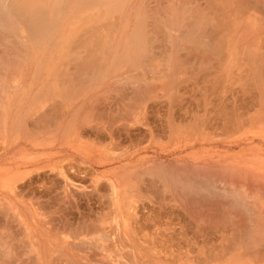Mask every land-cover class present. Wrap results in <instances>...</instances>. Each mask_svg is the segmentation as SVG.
<instances>
[{
  "label": "bare ground",
  "instance_id": "6f19581e",
  "mask_svg": "<svg viewBox=\"0 0 264 264\" xmlns=\"http://www.w3.org/2000/svg\"><path fill=\"white\" fill-rule=\"evenodd\" d=\"M155 1L161 5L149 9L144 5L142 11L137 10V13L133 16L135 17L134 19L128 18L129 20H126L128 22L126 24L127 27L132 22L134 27L129 34L125 32L127 38L123 35L124 33H120V42L122 38L127 39L126 44L124 43L126 46H120L115 50L113 45L117 34V32H114L115 28H117L116 24L121 22L125 8H130L128 5L126 7L125 0H69L66 2L64 0H0V89L3 91L5 85L8 86L7 91H0V133L2 129L5 132L9 130V134L14 136L13 140L10 141L4 138L6 133L0 135V144L2 145L1 140L4 139L2 146L6 154L11 152L10 150H14L16 145H18L17 140L23 139L25 141H23V144L34 142L33 145H38L41 136L46 139L48 138L47 136L50 138H52L51 136H57L56 138H58L62 128H65V130L61 133V137L66 136L68 131L73 132V128L77 132L89 128L88 130H91V133L95 132L98 135L97 137L100 136L97 133L103 131L108 136L110 143L107 138V143L105 142V144L104 140L101 141L96 138V141L99 140L104 144L102 147L101 142L98 141L100 146L94 142L96 135L93 136L91 134L92 138L88 135L87 137H84V135L75 136L74 140L77 143L81 140L86 145L94 148L97 153L100 151L104 152L106 156L122 158L129 155L128 152L131 148L136 149V146L144 143L146 139L148 142H153L159 140L164 134H169L171 138L174 135H180L188 137V139L193 137L202 139L210 136V133L214 131L218 133L220 130H222L221 133L228 132L227 136L229 133L235 134L242 127L249 125L250 120L257 115V112L253 109L251 111L250 107L244 104L241 97L244 94L246 97L247 94L248 98L251 96L252 90H255L252 93L256 94L259 87L264 88V77L261 75V73L264 75V0H202L205 3L203 7L199 6V4L191 5L189 2L174 4L172 0H165V3L164 0ZM177 10H180L179 13L181 14H178ZM176 13L179 16L181 15V18L176 16L175 20ZM129 14L132 16L131 9H129ZM63 16L68 18L70 23H73L74 30L78 31L77 33L73 34L71 29L67 31L65 27L63 29L64 24L60 22V18ZM177 19H179V22H177ZM158 39L163 42V44L161 43L164 45L163 49L161 48L162 50H160L162 45H159L160 41ZM165 41L168 42L169 48L173 47L171 49L167 48ZM156 47L159 49L157 50ZM183 47H186V51L184 50L186 53L182 54ZM154 48L157 51L160 50V54ZM50 49L57 53L58 59L50 67L51 70L48 71V68L44 65L43 57L45 51ZM30 51L43 55L36 63L37 67L34 73L37 82L33 83H37L39 88L32 101H29L20 111L17 108L14 115L10 117L8 111L4 112L6 109L1 103L6 95L10 93L16 94L19 82L23 83L28 77L27 64L30 61ZM112 55L114 59L109 68L108 61L112 58ZM175 57H178L179 61L175 69L181 70L183 77H180L181 73L179 75L175 74V66H173ZM212 57L216 58L218 63L214 64ZM212 67H215L213 68L214 71L210 69ZM209 70H211L210 73ZM133 71L137 72L134 73ZM184 73L186 74L185 76ZM200 75L201 80L198 78ZM34 76L33 79L35 78ZM114 81L115 84L112 85ZM189 81L194 86L198 85L199 82L203 84L202 86L199 83L200 89L193 86V90L196 88L197 92L199 89L206 94H212V92H209V88L214 84L209 87L208 84L213 81L215 83L224 81L230 84L229 86L225 84L228 88L232 87L231 84L234 87L239 85V89L242 90V93L244 91V94L241 96L240 91L238 93L240 95H238L234 92L236 89H233L234 96L237 94L236 98L241 96L238 102L220 99L218 95V97L216 96L217 100L215 99L216 102L212 98H209L211 101L205 100L204 102L203 99L201 106H199L200 102H197V99L196 101L193 99L195 105L200 108L196 107L197 111L193 112V100L188 99V97V101L185 100V95L179 90L182 85L178 84V82H181L180 84L183 82L185 85L187 83L190 84ZM223 85L218 84V87ZM103 86L111 89L116 94L118 92L120 95L115 96L121 97L119 99L115 98L116 100L114 99L112 103L106 99L107 101L105 100L102 106L97 109L96 103L100 100L101 95L99 96L96 91L99 89H101V92L104 91ZM218 87H216L217 89L214 88L217 92L221 89H218ZM225 90L232 92L230 89L225 88ZM225 90L224 92H226ZM222 91L223 89L220 92ZM93 94L94 97L92 96ZM159 99L166 100L168 106L159 105L160 103L155 101ZM160 109L165 110V112L162 111V113ZM25 111L27 112L23 114ZM151 115H154L156 120L158 117H164L162 120L163 122L166 121V123L161 122L165 125V128L161 125L160 119L158 121L161 124H158L159 122L157 121V123L156 120L155 123L151 122L150 124L151 119L149 116ZM5 117L8 122L5 121ZM52 124L54 126L50 127ZM160 126L163 127L161 128L162 130H166L163 131L164 134L161 135L160 133L159 135L158 133L156 135L155 132L157 130H155V127L160 129ZM140 128H144L145 132H141ZM43 133L45 134L42 135ZM88 133L86 132V134ZM123 134L125 137L127 136L128 140L127 138L125 139L127 142L123 139L124 136L121 139ZM224 135L226 134L224 133ZM120 140H123L124 143ZM111 146L114 147L112 148ZM39 148H41L40 145ZM176 166L177 164H175V167L171 165V169H173V172L177 169L176 172L181 175L182 169L184 172L183 166L181 167L180 165V168H182H179L181 172ZM157 169L150 167L145 174L139 177L144 181L148 179V182H144L142 186H138V182L134 184L130 180H124L121 184V189L117 191L118 189L115 190L116 185L107 183L106 187L109 188V191L106 190V187V191L103 190V187L102 191L107 195L105 198L110 197L111 203L109 200L110 207L108 209L110 210L111 207L112 209L110 211L107 209V211L110 213L113 211L114 215L110 216V218L99 213L100 217H94L96 220L91 218L89 221L77 224L76 228L70 224L68 226L67 223L69 222L65 223L67 226L63 227L64 229L62 228L61 230L59 228L61 232L58 228L54 230V232L56 230L59 231L62 237L59 238L60 243L57 242L47 246L43 241L41 243V239L32 241L35 236L26 231L25 235H23L25 246L22 243L21 250H19L17 247H20L21 244L15 243L18 244L16 246L13 242H10L12 239L18 240L16 239L18 235H15V239L11 235L9 243H6L7 240L3 239L5 236L1 235L0 242L3 239V241L6 240V244L1 243L0 248L3 251L8 249V252H6L9 263L7 264H144L146 262L144 261L145 258L153 259L152 261L166 260L172 264L178 262L180 264H245V262L251 264L250 262L255 260V258H252L254 256H249L250 254L247 256L248 258L251 257L249 259L252 260L247 259L248 261L242 255L246 254L245 252L249 251V249L254 251V249L260 248L262 250L264 237L262 235V238L257 240L253 231L249 233L244 231V228H248L250 225L246 223L250 217L246 215V222L241 220L245 219V217L238 219L239 214L242 212L240 208L241 212L235 215V212L229 213V211H232L229 209L230 204H224L223 200L222 202L213 200L220 193L216 186L221 183H217L218 185L213 184L218 192L214 190L215 188H213L214 191H211V187H209L207 182H201V179H198L201 181L196 180L197 182H194L193 180L196 178H194V175H192L193 179L191 175L182 172L184 178L187 175L188 178L193 180L183 181L184 178L182 179V176L180 178L175 176L176 179L174 180L173 173L172 175L169 173L164 175L166 171L164 168L163 170ZM202 172L201 170L200 173ZM198 173H195V176H201L202 178L208 176L206 174L207 171L204 172V175L202 173L204 177L202 175L199 176ZM242 181H244L241 182L242 185L247 184V178ZM252 181L251 184H253ZM73 184L71 183L70 187L66 181L61 185L58 190L60 199H68L71 196L74 197L75 193L77 194V189L74 190L76 186L74 187L75 184ZM77 187L79 188L78 185ZM241 189L245 188L241 187ZM133 191L145 194L147 199L152 201L153 206L159 211L166 207L174 208L175 210L178 208L183 214H186L188 210L195 211L196 222H200L199 227L194 229L196 232L200 230L197 232L198 234L204 231L199 228H203L200 225H204L205 221H208L211 217V219H218L222 223L224 231L221 230L225 233L229 231L226 235L222 232L224 237H219L218 244L215 246L210 245V240L209 245L214 248L218 246L219 248L217 249H220V251L206 252L209 257L205 258L204 248H209V245H203L202 242L201 244H196L195 240L186 239V235L182 236L186 232H182L183 234L181 233L179 237L184 238L187 248H198L196 253L200 254L201 259L199 256L192 258L189 253H184L183 255L181 250V252H178L179 250H171L177 242L175 243L174 240L176 239H174L172 233L170 237L167 234L174 231L173 226L175 224L160 226L159 221H156L153 216V213H160L155 208H153L152 212H140L139 202L142 201L140 197H136L131 204L134 207L135 215H140L142 220H135L136 230L134 228V234L128 236L126 229L128 226L130 227L128 216L134 214L129 212L130 204L126 202L129 201L127 193ZM227 191L229 193L232 190ZM79 193L84 194L80 190ZM15 194L14 196L17 197ZM251 195L253 194L251 193ZM101 198L103 197L101 196ZM210 198L212 199L210 200ZM233 198L235 199V197ZM39 200L41 199H36V204L33 202L34 200L31 202L37 206L36 210H43V206H41V209L39 207L43 203L40 202V205H38ZM178 200L181 201V204L175 203ZM209 200L214 202L209 203ZM175 204H178L177 208L173 206ZM126 206L127 208H124ZM199 208L200 210H198ZM7 209L1 207L0 211ZM143 209L145 210V208ZM54 211L56 212V210ZM243 212L245 216L248 211L246 213L245 211ZM46 213V211H42L43 219H45L44 224L49 218L46 224L48 225L54 217L51 216L52 213ZM248 213L251 216L252 213ZM108 218L111 220L114 218V226H110L112 221L110 219L109 221ZM197 218H200V220ZM258 223L260 224L259 221ZM187 224H190V222ZM189 226L187 225V227ZM206 226L204 227L205 229ZM212 227L214 233L215 226ZM190 228L188 229L190 230ZM249 228L251 227L249 226ZM261 230L262 232L264 231L263 229ZM217 233H215V236ZM124 236L127 237V240H125ZM207 236L209 235L207 234ZM179 237L178 241H182ZM204 237L206 239V236ZM170 238L174 240L171 241ZM169 241L174 245H170ZM205 241L203 242L206 243L207 241ZM33 242H36L37 247H41L40 250L36 251L34 246L31 247ZM169 245L172 247L170 248ZM180 245L178 247L181 248L182 246ZM70 250L72 254L68 255ZM261 250L259 251L262 252L263 250ZM203 253H205L204 256ZM260 255L262 254L260 253ZM2 257L0 256V258ZM1 260L3 261V259ZM263 260L261 259V261ZM261 261L257 263L261 264L264 262ZM147 262L149 263L150 261ZM254 262L252 261V264Z\"/></svg>",
  "mask_w": 264,
  "mask_h": 264
},
{
  "label": "rangeland",
  "instance_id": "374dc122",
  "mask_svg": "<svg viewBox=\"0 0 264 264\" xmlns=\"http://www.w3.org/2000/svg\"><path fill=\"white\" fill-rule=\"evenodd\" d=\"M64 1L66 2V1H69V0H64ZM125 1H126V7L128 5L130 8H128V9L125 8V12L122 14L123 16L121 17V22L116 24V27L117 28H115V31L114 32H117V34H116V40L114 41V45H113V47H114L115 50H117V48L120 47V46H122V47L123 46L124 47L126 46L125 44L127 42V39H126L127 37L125 35L129 34V32H131L132 28L134 27V23L133 22L132 23L129 22L130 23L129 27L126 26V24L128 23V22H126V20L128 18L134 19L135 17H133V16H135V14L137 13V10H141L142 11L144 5L147 6L148 9L151 8V7L154 8L155 6H160L161 5L159 2H157L155 0H125ZM166 1H169V0H166ZM166 1L164 0V3ZM172 1H173L174 4H177L179 2H181V3H184V2L188 3L189 2V4H191V5L199 4V6H201V7H203L205 5V3L202 0H172ZM129 9H131V15L132 16H130V14H129ZM215 9H217V8L215 7ZM179 11L180 10H177V13L178 14H181V13H179ZM177 13L175 14L174 19L176 18V16H178L179 18H181L180 17L181 15L179 16ZM127 16H129V17H127ZM60 20H61L60 22L64 24L63 29H64V27H65V29L67 31H69L71 29L72 32H73V34H75V33L78 32V31H75L74 30L73 23H70L68 21V18H65L63 16V17L60 18ZM177 20H178L177 22H179V19H177ZM16 26H18V25L16 24ZM120 28H122L121 29L122 31L120 30ZM120 33H124L123 35L126 37V38H122L121 42H120V39L121 38L119 37L121 35ZM160 38H162V37H160ZM158 41H160V39H158ZM156 43L158 44V42H156ZM161 43L163 44V42L160 41V44L159 45H162ZM164 43H166L167 44L166 45L167 48H169L168 42L165 41ZM157 44H155V45H157ZM155 45H154V47H155ZM163 46L164 45H162L161 47L159 46L160 47V50L163 49ZM183 46H185V45H183ZM171 47H173V46H171ZM171 47L169 49H171ZM156 48H154V49L156 50ZM185 48L182 49L183 50L181 52L182 54L183 53H186L185 52L186 51ZM158 49L159 48H157V50ZM169 49H167V50H169ZM159 51H157V52L159 53ZM42 56H43L42 54H37L35 51H30V61L27 64L28 72H29L28 77L23 81V83L22 82H19V85H18V89H17L16 94L14 93V95H13L12 93H10V94L6 95L5 98L2 97L3 98V102L1 103V105L6 109L4 112L8 111L10 113V117H12L14 115V112H16L17 108H18L19 111L21 109H23L25 107V105H27V103L29 101H32V99L34 98L35 94L37 93L39 87H38L37 83H33V82L36 81V77L34 76V73H35V68L37 67V64L36 63L38 62V60L40 58H42ZM43 59L45 61L44 62L45 67L48 68V71H50L51 70L50 67L56 62V60L58 59V56H57V53L56 52H54L52 49H50V50L45 51ZM113 59H114V56L112 55V58L108 61V67L109 68L112 65ZM212 60L214 61L213 62L214 64L215 63H218V60L216 58L212 57ZM173 63H174L173 66H175L174 67L175 74H178L179 75L181 73L180 74V77H183L182 71L175 69L176 68V65L179 63L178 57H175V60H174ZM213 68H215V67H212L210 69L212 70ZM211 70H209V73L211 72ZM212 71H214V69ZM46 72H47V70H46ZM133 72L135 73L137 71H133ZM96 74L98 76V72ZM178 75H176V76H178ZM185 75L186 74L184 73V76ZM261 75L264 77L263 73H261ZM33 76L35 77L34 79H33ZM125 77H126V75H125ZM198 78L201 80V75ZM190 82L191 81H189V83ZM223 82H220V83L217 82V83H215L213 81L212 83L208 84V87L211 84H214V85H211V87L209 88L210 89L209 92H212V94L211 93H207L206 94L203 90H199L200 89V87H199L200 86L199 85L200 82L198 83V85L196 84L195 86L191 84L192 82L190 84L187 83L186 85L183 82H182V84H180L181 82H178L179 85H182V86H180V89L179 90H180V92L182 94L185 95V97H186L185 100L188 101V99H190V100H193L194 99L196 101V99H197V102H200V105L199 106L202 105L201 102H202L203 99H204L203 100V102H204L205 100L206 101H209L212 98L213 101L216 102L215 99L217 100V97L219 95L220 97H218V98H220V99L222 98L223 100H227L228 99L227 101H229V102H232V101L238 102L242 98V101L244 102V104L247 105L248 107H250L251 111H252V109L253 110L256 109V112H257V117H256V121H257L256 133H255V131H253V133L252 132L250 133L249 132L250 130L248 129L249 125H247L246 127H242L239 130L240 132L238 131V133H235V134L229 133L228 136H227L228 132L226 133V132L223 131L226 134V135H224V133H221L222 130H220L218 133H216L217 131L216 132L214 131V132L210 133V136H208V137H205V138H202V139H200L198 137H193L192 140H190V142H193V145H201V146H203V155L207 156L208 159H209L208 165H204V166L194 165L193 168H188L187 167L188 169H186V166L185 165H187V164H185V165L184 164H181L180 163V160L176 159L175 156L164 157L163 155H161L162 151H161V149L159 147H162V148L165 147L167 145V143L170 142L171 136H169V134H164L163 133V131H165L166 129L165 130H162L161 129V128H163L165 126L164 124L166 123V121L163 122V120H162L164 117L163 116H162L163 118L158 117V119L156 120V118H154V115H151L154 119L151 116H149V118L151 119L150 124H151V122L152 123L153 122L155 123V120L157 122L159 119H160V122L162 121L164 123L163 124L161 122L162 123L161 124L158 121L159 123L158 122L157 123L158 124H161L163 127L160 126V129H159V127L158 128L155 127V130L159 131L158 132L159 134L160 133H161V135L164 134V135H162L159 138V140H156V141H153V142H148L147 139H146L144 141V143L136 146L137 147L136 149H132V148L130 150L128 149L129 150V152H128L129 155L128 156H124L125 158L124 157L121 158V157H116V156H110V155H108V153L105 152L108 155V156H106L104 154V152H100L99 151L97 153V162H98V164H104L105 165L106 164L105 163L106 162V158H107L109 164L111 162H113L116 165V164H118V162L123 161V167L125 168V176L126 177H124V178L118 177L116 179L117 183L119 184V190L121 189V184H122V182L124 180H130L134 184H136L138 182L137 185L138 186H142L144 182H148V179H146L147 181H144L143 179H141L139 177H141L142 174H145L147 172V169L148 168L154 167L156 169L157 168L160 169L161 166H163V167L160 170H163V168L166 170L164 172V175L166 173H169V174L172 175V173H173L174 174V177L175 176H179L178 178H180V176H182V172H183V169L180 168V165H181V167L183 166V168H184V172L183 173L186 172L187 175H191V176L194 175V178L196 177L194 179L193 176H192V178L194 179L193 180L192 178H188V176L185 174L186 175V177H185L186 179L182 176V179L184 178L183 181L184 180L185 181L186 180H191V181L193 180L194 182H197V181H201L202 180L201 182H207L209 184V187H211L210 188L211 191L216 190V188L213 186L214 183L215 184L221 183L219 185L217 184L218 186H216L218 188V190H219L220 193L219 194L217 193L218 190H216L217 192L215 191L220 196H218V195L215 194L217 198L216 199H213V200L214 201H220V202H222V200H223L224 204H230V207L231 208L229 207V209L232 210V211H229L227 209L228 207L226 209L229 211V213L230 212L231 213L235 212L234 213L235 215H238L241 211L242 212L245 211V213H246V211L251 212L252 213L251 216L249 215L248 212H247V214H245V216L243 214L244 212L243 213L241 212L239 214L240 216H239L238 219H241L242 217H245V219L243 218L241 220H243V221L246 222L247 221L246 215L248 217H250V219L252 220V222H251L250 219H248V222H246V223L250 224L249 226L251 228H249V226H248V228H244V231L246 233H249V232H252L253 231L254 234H255V236L257 237V240H260L262 238V235L264 237V233H263L264 231L262 232V230H261V229L264 230V188H263V186H264V88L262 89L260 87L259 88L257 87L258 89L256 88L257 89L256 94H253L255 92V90H252V92H253V93L251 92V96L252 97L250 95H248V96H250V97H248L249 98L248 99L247 98V94H246V97H245L244 96L245 95L244 94V91L242 93V90L239 89L240 88V87H238L239 85H237L236 87H234L233 84H231L232 87L230 86L231 88L230 87L228 88V86L230 84L227 83V82H224V83ZM114 84H115V81L112 83V85H114ZM200 84H202V83H200ZM218 84H220V85H223V84L225 85L226 84L228 86H226V85L224 86L223 85L221 87L220 86L218 87ZM190 85H192V86H190ZM193 86L196 87V88L199 87L198 92H197V89L196 88H195L196 91L193 90L194 89ZM202 86H203V84H202ZM216 87H218V89H220V88L223 89V91L220 92L221 89H220V91L218 90V92H217V90L215 91L214 88L217 89ZM224 87L226 89L232 90V92L229 91V90L226 91ZM7 88H8V86L5 85V88L3 89V91L1 89H0V91H2V92H4V90L7 91L6 90ZM106 88L107 87L105 86L104 89H103L104 91H102V92H101V89H99V90L97 89L98 91H96V92L99 93V96L101 95L100 100L98 101V103H96V108L97 109L100 108V106H102V104L104 103V101L106 99L109 102L111 101L110 103H112V102H114V99L115 98L116 99H119V97H121V96L116 97L117 95H120L118 92L116 94L115 92H112L111 89H108V88L106 89ZM211 88L214 91V93L211 90ZM202 89H203V87H202ZM233 89H236V90L234 91ZM224 90L226 92H224ZM106 91H107V93H105ZM233 91L236 92L237 94L240 93V91H241V93H240L241 96H242V94H244V95L242 97L241 96H238V98H236L235 96H237V94L235 93L236 95L234 96ZM240 94H238V95H240ZM253 95L255 96V98H254ZM92 96L94 97V94ZM187 97H188V99H187ZM245 99H247V100H245ZM190 100H189V102H190ZM194 100H193V106H192L193 107V112L197 111V108L196 107L199 108L198 105H195V101ZM198 100H200V101H198ZM155 101L158 102V103H160L159 105H161V106H163V105L168 106V102H166V100H164V99H159V100H155ZM162 111L163 110H161V112ZM26 112L27 111L23 112V114H25ZM163 112H165V110ZM4 119H5L6 122H8L6 117ZM53 126H54V124H52L50 127H53ZM64 130H65V128H62V130H61L60 133H62ZM72 130L75 131V133H76L75 136H83L84 135V137L85 136L87 137V135H88L89 137H91L92 135L93 136L96 135L95 132L91 133L92 135L89 134L88 133L89 130L87 128H86V130L83 129L80 132H77L75 128H73ZM74 131L73 132L68 131L66 133H68V134L71 133V134L74 135ZM140 131L143 132V133L145 132L144 128H140ZM157 131L155 132L156 135H158L157 134ZM206 131H205V133H206ZM86 132L88 134H86ZM4 133H6L5 136H4L5 139H8L10 141L13 140L14 136H11L9 134V130H6V132H5L2 129V132L0 133V135L1 134H4ZM44 134L45 133H43L42 135H44ZM97 134H100V136L97 137L98 135H96L95 138H97V139L99 138V140H101V141L104 140L103 141L104 144H105V142L107 143V140H109V139H108V136H106L105 132L103 133V131L102 132L100 131V133H97ZM101 135H103V136H101ZM55 136H56V134H55ZM123 136H124V138H123ZM51 137L54 138V139H57L56 138L57 136L56 137L51 136ZM172 137L174 139V136H172ZM106 138H107V140H106ZM122 138L125 140L127 138V136L125 137V135L123 134L121 136V139ZM3 140L4 139L1 140L2 141V145L4 143ZM127 140H128V138H127ZM127 140H125V142H127ZM98 141H96V144H99V142H101V141H99V142ZM120 141L122 142L123 140H120ZM31 143L32 142H30L29 144L28 143L27 144H24L26 147L29 146L27 148L28 150L22 148L21 149L22 152H20V149H14V152H12L13 150H10L11 152H9L7 154H6V151H4L3 146L0 144V172H1L2 176H3V173L6 172L10 168V166L11 167H15L16 165H19V164H21L23 166L25 162H33V161H38L39 160V153L37 152V150L39 149V144L38 145H36V144L33 145L34 142L32 144ZM109 143H110V140H109ZM123 143H124V141H123ZM100 144H102L101 147L104 145L102 142ZM100 144H99V146H100ZM154 147H156V148H154ZM16 151L19 154L16 155ZM143 151H145V153L142 155L141 153ZM15 155L17 156V159H14L15 158ZM69 155H70L71 158H69L68 154H66V157H65L66 161L74 160L76 162L81 163V168H82L81 169V177H82V180H86V179L83 178V176L86 177L88 175V173L84 170V169H86L88 167V164L85 163V161H84L85 158H83V157H86L87 155L84 154V153H82V152L80 153V155H78V156H80V158H72L73 154H69ZM10 156H12L13 159H10ZM199 156H200V152H199ZM74 157H77V154H75ZM175 161H179V162H175ZM170 162H175V163H170ZM175 164H177L176 168L182 169V172L179 169L180 170L179 172H181V175L178 172H176L177 169L176 170L174 169L175 172H173V169H171L172 168L171 165L175 167ZM185 169H186V171H185ZM201 170L203 171L202 172L203 175L205 174L204 172L207 171L206 174L208 176H206V178H202L200 176V175H202V173H200ZM187 171H189V172H187ZM158 172H160V171L158 170ZM195 173H198V175L200 177L195 176L196 175ZM97 174H99V173H97ZM100 175L101 174H99V176ZM166 175H168V174H166ZM251 175H252V177L253 176L254 177L252 178ZM60 176L63 179L62 180L63 183L61 185H63L67 181L68 182V185L70 186V184L72 183L71 182L72 180L68 177V175H66L64 172H62V173H60ZM169 177H171V176H169ZM245 177L247 178L246 183L248 185L247 184L246 185H242V183H241V182H244L242 180H245L246 179ZM50 178H53V177L50 176ZM250 178H251V180H253L252 181L253 184H251ZM166 179H168V178H166ZM169 179H171V178H169ZM173 179L175 180L176 177L173 178ZM198 179H201V180H198ZM97 181H96V185H98V186H95V187H92V188L91 187H88V186H81V189H80V186L78 188L77 185H74L73 184L74 187L76 186L74 188L73 185H72V187L74 188V190L77 189V194H79V190L82 193H84V194H80L79 199H76L73 202H67L65 204L66 206L64 205V208L65 207L66 208L63 209L61 207V209H60L61 212L60 213L59 212H55L54 213L53 217H54V222H55V225L56 226L63 225L65 223L69 222L68 224H70L71 226H73V227L76 228L77 224L82 223L84 221L91 220V219H88V218H90L89 215L91 216V214H94L95 212H98L103 207V203L99 200V197L97 196V193L99 192V188H101L100 182L98 181V184H97ZM139 182H140V184H139ZM155 182L156 183H159L158 181H155ZM261 183L263 185L262 187H261ZM108 184H110V183H108ZM25 186H26V180L24 178V179H22L20 185H18L17 188L14 190V193H16V195H17L18 198H23V195H21V194L25 191ZM223 186H225L226 188L225 187L223 188ZM105 187H103L104 188L103 190L104 191H106V190L109 191V188L106 187V190H105ZM241 187H244L245 189H241ZM96 188H97V190H96ZM213 188H215V189L213 190ZM227 190H229V191L232 190L233 192L230 191L228 193ZM108 191H107V193H109ZM221 191H223L224 193L221 192ZM5 192L6 191L1 186L0 187V205H1L0 206V209H1V207H3L4 209L5 208L6 209L9 208V209L4 210V211L3 210L0 211V232H1L0 233V236L1 235L2 236L4 235L5 237L3 239H6L7 240V241L5 240L6 243L7 242L9 243V241H10L9 239H10V236L11 235L14 236V239L18 235L17 236L18 238H16L18 240H13L12 239L13 241L11 240L10 242H13V244H15V243H19V245L21 244L20 247H17V249L19 248V250H21L22 243H24L23 246H25V238H24L23 235H25L26 231L29 234H31L32 236H35L34 238H32V241L33 240H36L37 241V240H40L41 238L40 237H37L36 233L33 231L32 226L30 224L28 225L26 223V217H25V213H24V204H25V202L22 201V200L21 201H11L10 202L8 193H5ZM231 192H232V194H231ZM103 193L105 194V192H103ZM251 193L254 196L251 195ZM77 194L75 193V195H77ZM62 195H64V194H62ZM229 195H230V197H229ZM127 196H129V201L126 202L127 204H128V202L130 204L129 212H132L134 214V215H131L130 214L128 216L129 221H130V227L128 226V228H126V229H127L128 236H130V234H134L133 231H134V228L136 226L135 225V223H136L135 220L136 219H138L139 221L142 220L140 215H135V210H134V207L131 204V202L136 197H140V199H142V201L139 202V206H140V212H142V213L143 212L144 213H146V212H152V210H153V208H155V206H153L152 201H150L149 199H147V196L145 194L143 195L141 193H135L133 191V192H128L127 193ZM175 196H176V194H175ZM132 197H133V199H131ZM180 197H183V196H180ZM233 197H235V199ZM213 198H214V196H213ZM211 199L212 198H210V200ZM239 199H240V201H239ZM210 200H209V203H211L213 201L212 200L210 202ZM56 203H57L56 200H54V201H51L50 200L48 202L43 201V204H45V205L47 204L48 205V208L49 209H52V210H57L55 208L56 207ZM175 203L181 204V201L178 200ZM15 204H17V206H15ZM231 204H235V205H232L231 206ZM28 205L29 204H27V206ZM175 205H173V206L177 208V205L176 206ZM236 205H237V207H236ZM29 206L27 207L28 210H30V207ZM234 207L237 208V209H235ZM124 208H127V206L124 207ZM143 208H145V210ZM239 208L241 209V211L239 210ZM173 209L174 208H170V207L168 208V207H166L165 209L159 211L158 209L155 208V210H157L161 214L160 213L159 214L158 213H153V216H154L155 220L156 221H159L158 223L160 224V226L163 227V225H165V224H168L169 225L171 223L172 224H175L174 225L175 228L173 226V230L174 231H171V232H169L167 234V236L170 237L171 236V233H172V236L174 237V239L177 240L176 241L173 238H170L171 241L174 240L175 243L177 242L176 243L177 246H176L174 244H171V242L169 241L170 242L169 244L170 245H174V247H175V248L174 247L171 248L172 246L169 245L170 248H171V250H173V249L176 250V251L179 250L178 252H181L182 251V254L183 255H184V253H189L190 255H192L191 256L192 258H194V256L196 257V256H199L200 255V254H197L196 253V252H198V248H187V246H186V244L184 242V238L179 237V236H181V233L182 232L183 233L184 232L187 233V234L184 233V235H182V236H185L186 235L188 237L187 238L185 236L186 239L195 240L196 241V244H201V242H202V244L203 245L206 244V246L209 245V243H210L209 241L210 240H211L210 245H214L215 246L219 242L218 239H220L221 237H224V234L223 233H225V232H223L224 230L222 228L223 226L221 225L222 223H220V221L218 219H216V218L211 219L212 217L209 218L208 221H205V224L204 225L203 224L200 225V226H203V228L200 227L199 229H201V230L203 229L204 231L203 232L201 231L200 234H198L197 232H199L200 230H197V232H196V230H194L197 227H199V223H200V222H196V215H195L196 212L193 211V210H188L186 214H183L182 211L179 210L178 208H177V210H175V209L173 210ZM226 209H225V211H226ZM243 209H245V210H243ZM198 210H200V208ZM28 219L30 221V218H28ZM197 219L200 220V218H197ZM111 221H112V226H114L113 225L115 223V222L113 223L114 218ZM258 221L260 222V224L258 223ZM189 222H190V224H187ZM261 222H262V224H261ZM51 223H52V221H51ZM251 223H252V226H251ZM194 224H198V225H194ZM185 225H186V227H185ZM187 225L188 226L190 225V226L187 227ZM206 225L207 226L209 225V227H210V225L215 226L214 227L215 228V232L213 233L214 229H212L213 228L212 226L209 228ZM205 226H206V229L204 228ZM53 227H54V223H53ZM63 227L65 228L66 226L64 225ZM188 228H190V230ZM38 230L39 229H37V231ZM135 230H136V228H135ZM171 230H172V227H171ZM185 230H187V231H185ZM228 231H226L225 235L228 233ZM215 233H217L216 236H215ZM220 233L223 234V235H221ZM207 234L209 236H207ZM219 234H220V236H219ZM213 235H214V237H213ZM217 235H218V238H217ZM19 236H20V238H19ZM21 236H23V237H21ZM47 236H48V234H47ZM177 236L180 239H182V241L181 240L178 241V237ZM204 236H206V239H205ZM3 239L0 242V244L1 243H5V241H3ZM213 239H215V240H213ZM205 240L208 242V244H207V242ZM203 241H205L206 243H204ZM41 243H42V240H41ZM262 243L264 244V239L262 240ZM164 244L167 245V243H165V242H164ZM15 245L18 246V244H15ZM179 245L182 246L181 247L182 249L180 247H178ZM210 245H209V248L207 247L208 249L207 248H204L205 253L206 252L210 253L211 251L213 253L214 250H217L218 252L220 251V249L219 250L217 249V248H219L218 246H217V248L216 247L214 248V247H210ZM32 246L35 247L36 251L37 250H40V248H41V247L39 248V247L36 246V242H33L31 244V247ZM261 248H262L263 251L260 248H257L256 250L254 249V251H253V249L252 250L249 249V251L245 252L246 254H243L242 256H243V258H245V260H247V259L248 260H252V259H249L251 257L248 258V256H247V255L250 254L249 256L252 255V256H254L252 258H255V260H252V261H255L254 264H259L260 261H261V259H264V249H263L264 246L261 247ZM74 249H72V250H74ZM165 249H164V251H166ZM7 250L4 249V251H3L0 248V256L1 257L2 256L4 257V258L3 257L0 258V262L1 263L3 262L2 264L9 263L8 257H7V252H8ZM67 250H68V248H67ZM130 250H128V251H130ZM259 250H261L262 252H260ZM217 251H214V252H217ZM243 251H245V250H243ZM21 253H22V251H21ZM205 253H203V256L205 255ZM208 253H206L207 256L206 255L204 256L205 258H208L209 257V254ZM254 253H255V255H254ZM260 253L262 255H260ZM70 254H72L71 253V250H70V252H69L68 255H70ZM203 256H202V258H203ZM199 258H200V256H199ZM199 258H197V259H199ZM256 258H257V260H256ZM1 259H3V261ZM137 259H139V258L137 257ZM152 260L153 259L145 258L144 261H146V262L147 261H150V262L149 263L148 262L147 263L145 262L144 264H172V263H170V261H166V260H154V261H152ZM195 260H196V258H195ZM139 261H140V259H139ZM252 261L250 262L251 264H252ZM263 261H261V262H263ZM181 262H183V261H181ZM257 262H259V263H257ZM173 264H175V263H173ZM176 264H180V263L178 262ZM184 264H186V263H184ZM245 264H249V262H245ZM261 264H264V262L261 263Z\"/></svg>",
  "mask_w": 264,
  "mask_h": 264
},
{
  "label": "crops",
  "instance_id": "0c3cea01",
  "mask_svg": "<svg viewBox=\"0 0 264 264\" xmlns=\"http://www.w3.org/2000/svg\"><path fill=\"white\" fill-rule=\"evenodd\" d=\"M254 111H256V109ZM256 117H257V115H255V117H252V119L250 120L249 127H248V129L250 130L249 131L250 133L251 132L253 133V131H255V133H256V126H257ZM85 130H86V128H85ZM89 133L91 134V130H89ZM75 134L76 133L74 131V135L70 133V134H67L66 136L61 137L62 134L60 133L58 135L57 139L50 138L49 136H47L48 138L46 139L45 137L41 136L40 140H42V141L39 140V145L41 146V148H39L37 150V152L39 153V160L38 161L25 162L23 166L21 164L16 165L15 167L10 166V168L6 172L3 173V176L0 172V187L2 186V188L6 191L5 193H8L10 202L11 201H21V200L25 202L24 213H25V217H26V223L28 225L30 224L32 226L33 231L36 233L37 237H40L41 240L43 241V243L46 244L47 246H50L53 243L59 242V240H60L59 238H62L59 231L61 232L64 224L61 226L60 225L59 226L54 225V227H53V224H52L54 222L53 217H51V218H53V219H51L52 223H49V225H46L47 222L49 221V218H47V222L44 224L45 219H43L44 215L42 214V211L43 212L46 211L47 213H52L54 210H52V209L49 210L47 204L46 205L42 204L43 201L48 202L50 200L51 201L56 200V202H57L56 203V209H57V207H59L56 210V212L60 213L61 207L63 209H65L66 207L64 208V205L67 202H73L76 199H79V196H80V193H79L76 196L74 195V197L71 196V198H68V199H66V198L60 199V197H59L60 193L58 190L61 187V184L63 183L62 182L63 179L60 176V173L64 172L72 180L71 181L72 183H74L75 185H78L80 187L81 186H88V187L92 188V187L96 186L95 183L97 180L100 182L101 188H99V192L97 193V196L99 197V200L103 203V207L98 212H95L94 214H92L93 216L89 215L90 218H88V219L92 218V220L93 219L96 220L95 218L98 216L100 217V214L104 215V216L107 215L108 217L113 216V211H111V213L107 211L108 207H110L109 204L111 203L110 197H108L109 199L105 198L107 195L103 194L102 187H105L107 185V183H110V184L116 185L115 190L118 189L117 191H119V184L117 183L116 179L118 177H122V178L126 177L125 176V168L123 167V161L118 162V164H116V165L113 162H111L109 164V162L106 158V162H105L106 164L105 165L104 164H98L96 150L94 148H91L89 145H86V143L82 142L81 140H79V142L77 143L74 140ZM157 134H158V132H157ZM72 137H73V139H72ZM172 139H173V137L171 138L170 142L167 143V145L165 147H163V148L159 147L162 151L161 155H163L164 157L175 156L176 159L180 160L181 164H184V165L187 164V165H185L186 168L187 167L193 168L194 165H198V166L208 165L209 159L207 156L203 155V146L193 145V142H190V140H192V139H190V138L188 139V137H183L180 135H174V139L173 140ZM17 141H18V143H17L18 145H16V147L14 149H20V152H22V150H21L22 148L27 149L29 147V146L26 147L23 144L25 142L23 139L22 140L20 139ZM61 142H63V143H61ZM94 142L96 143V138H95ZM154 148H156V147H154ZM12 152H14V150ZM81 152L87 155L86 157H83V158H85L84 159L85 163L88 164V167L86 169H84L88 173V175L86 177L83 176V178L86 180H82V177H81V169H82L81 163L76 162L74 160L66 161V159H65L66 154H68L69 158H71L69 154H73L72 158H80V156H78V155H80ZM199 152H200V156H199ZM144 153H145V151H143L141 154L143 155ZM17 154H19V153L16 151V155ZM75 154H77V157H74ZM16 155H15L14 159H17ZM10 159H13V157L10 156ZM175 162H179V161H175ZM175 162H170V163H175ZM45 166H46V168H45ZM49 170H51V171H49ZM97 173H99L101 175L99 176V174H97ZM18 175H19V177H18ZM50 176H52L53 178H50ZM24 178L26 180V186H25V191L21 194V195H23V198H18L16 196H14V190L17 188L18 185H20L22 179H24ZM60 196H62V195H60ZM101 196L103 198H101ZM29 198H33V199H29ZM37 198L42 200V201L39 200L40 202H42L41 203L42 205H40V202L38 203V205H40L39 206L40 209H41V206H43V210L42 209L36 210L37 206H35V204L37 203V201H36ZM32 200H34L33 201L34 203L36 201V203L34 204L33 202H31ZM107 200H108V202H107ZM109 200H110V203H109ZM62 201H64V202H62ZM27 204L30 205V206L28 205L30 207V210L27 209V207H28ZM15 206H17V204H15ZM111 206H112V204H111ZM31 209H34V210H31ZM111 209H112V207H111ZM32 211H33V214H32ZM106 211L108 212V214L109 213L110 214L108 215ZM104 212H106V214H104ZM36 213L38 216L36 215ZM54 213H55V211L52 214L54 215ZM52 214H51V216H53ZM37 217H39V218H37ZM28 218H30V221ZM34 219H36V220H34ZM107 224L109 225V221ZM65 226H67V225L65 224ZM68 226H70V225L68 224ZM110 226H112L111 222H110ZM110 226H108V228H110ZM51 227H53V228H51ZM57 228L59 231L56 230V232H54V230ZM108 228H106V229H108ZM37 229H39V230L37 231ZM47 234H48V236H47ZM124 238H125V240H127L126 236H124Z\"/></svg>",
  "mask_w": 264,
  "mask_h": 264
}]
</instances>
